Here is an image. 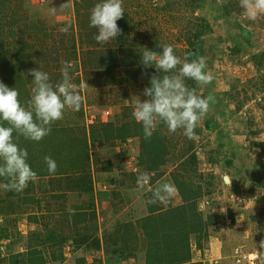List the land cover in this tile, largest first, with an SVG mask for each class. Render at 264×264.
<instances>
[{"label": "rangeland", "instance_id": "374dc122", "mask_svg": "<svg viewBox=\"0 0 264 264\" xmlns=\"http://www.w3.org/2000/svg\"><path fill=\"white\" fill-rule=\"evenodd\" d=\"M91 1L93 6L99 2ZM250 3H254V0H250ZM0 4V81L19 89L21 100L29 98L25 94V85L31 82L30 69L39 67L50 74L58 65L62 70L66 60L74 57V60L67 62L74 71L71 75L72 82L78 86L79 93L83 90L87 106L96 107L86 111L88 118L92 114L96 116V124H119L124 108L134 110L138 96L141 100L146 99L142 95L143 79L138 68H127L138 75L133 81H128L123 68L113 71L97 70L96 75L94 72L83 71L84 63H88V58L92 57H85L84 52L90 48L99 50L95 42L87 44L88 38L82 26L86 27V16L92 9L88 3L84 4V0H0ZM123 7L127 28L115 40L101 44L106 50L116 49L120 60L125 56L123 46L127 52L136 53L148 49L159 53L162 46L166 45H172L183 59L188 47L187 37L193 38L201 22L203 26L205 23L209 26L199 30L202 31L198 40L201 44L199 56L203 57L205 71L213 79L206 85H197L194 81L192 88L202 97L211 95L215 103L210 105L208 113L198 122L191 138L182 129L167 133L168 163L160 169L162 175L159 178L166 175L163 181L172 182L171 173L179 168L180 154L192 144V151L197 156L196 169L213 184L210 195L200 203L203 215L209 212L208 208L211 206L213 213L224 214L230 207L243 208L245 213L236 218V223L231 228L226 221L217 231L210 233L212 241L215 239L221 243L220 257L208 241L203 251H193V262L215 264L218 261L219 264H231V251L235 246L246 252L264 249L259 235L264 230V57L261 61V55L264 54V12L256 19H250L242 0H123ZM12 31L18 41L22 40L16 51L22 57H15L16 53L11 55ZM93 39L92 34L91 40ZM125 39L128 44H124ZM40 50H45L46 58ZM256 55H260V59H256L257 64L261 61L260 68L253 59ZM100 56L94 55L95 60ZM91 74L94 75L93 81L88 80ZM51 78L55 82L52 76ZM242 102L243 106L237 109ZM82 108L75 112L68 109L60 121L68 124L85 119ZM103 111H108L109 116L103 117ZM128 111L127 118H132ZM16 141L27 149L28 162L37 172L38 179L52 175L47 171L45 156L56 160L57 171L84 169L80 167L84 158L82 128L77 130V136L72 139L50 133L39 142L26 140L22 136H16ZM99 150L101 160H110L112 172L99 173L98 167L93 165L95 156H92L93 179L98 182L95 184L97 189L103 183L111 184L114 178L118 183L121 182L130 170L135 169L136 172L140 152L138 140L126 143L125 146L116 144L112 148L104 145ZM141 172L138 169V174ZM225 176L229 180L227 183L222 181ZM164 182L153 185L152 175L148 184L143 187L138 184L135 190H126L124 195L128 197L127 201L141 208L152 198L153 189ZM175 192L167 201H158L159 204H179L180 200ZM4 195V190L0 188V203H6V206H9L7 203L15 204L10 200H3ZM9 208L10 206L0 210V219L3 225L11 227L18 234V227L25 229L20 226L23 221L9 222L12 217L2 214L9 211ZM74 211H79L78 207H74ZM83 216L79 213H64L62 219L72 221L71 226H74L84 222ZM256 216H259V221L254 222L252 217ZM29 232L26 229L25 233L19 234L24 240L23 245L33 239ZM154 248L155 246H151V249ZM202 252H207L212 259H208V262L202 260ZM166 257L163 253L162 259L168 260ZM65 258L67 262L60 264H79L73 255ZM94 258H98L97 264L113 263L111 256L110 262L98 253H95Z\"/></svg>", "mask_w": 264, "mask_h": 264}, {"label": "trees", "instance_id": "16d2710c", "mask_svg": "<svg viewBox=\"0 0 264 264\" xmlns=\"http://www.w3.org/2000/svg\"><path fill=\"white\" fill-rule=\"evenodd\" d=\"M87 3L91 9L94 7L91 0L90 2L84 0V4L87 5ZM86 17H88L85 22L87 24L86 27L82 25L80 26L85 29V35L88 38L87 44L90 45L91 43L95 42V44L98 45L99 50H93L90 48L87 49L86 52H84L85 57L87 55H90L92 57L88 58V63H84L83 71L85 73L94 72L95 74H93L96 75V72L101 70L105 71L106 69L113 71L115 69L123 68V74L126 75L128 81H133L138 78V75L136 73H131L130 69L127 70V68H138L141 79H143V90L144 88L150 86L149 81L151 77L158 75V73L154 67L145 68L139 63L138 58L143 50L136 53L127 52L125 50L126 47L123 46V52L125 53V56H123V58L120 60L117 56L116 49L106 50L101 46L102 43L96 40L97 32L95 28L90 26V14H87ZM117 24L121 29V32H124L127 28L125 13L123 14V17L117 21ZM204 28L207 29L209 28V26L206 23L205 26H203L201 22V24H199V26L195 30L193 38L187 37L186 39L188 47L185 50V54L189 60L192 59L193 52L200 55L201 44L198 40L202 35V31L199 30H203ZM92 34L94 35L93 40H91ZM14 35V31L10 32V36L13 39V43L11 45L12 56L15 55L22 41H18L14 37ZM36 38L39 39V37ZM128 43V40L125 39L124 44ZM72 49L75 51L73 46ZM174 51L177 54V50ZM40 52L46 58L47 55L45 50H40ZM56 52L58 55L59 52L57 50ZM94 55H101V58L95 60L96 57H94ZM0 57H2V51H0ZM15 57H22V55L16 53ZM263 57L264 54L261 55V61ZM27 58L25 59L28 60ZM74 58L67 59L66 63L74 60ZM257 58L260 59V55H256L253 58L256 66L260 68L261 61L257 64ZM40 70H43V68H41ZM60 72L61 69L59 65L54 72H50L55 82L60 79ZM73 72L74 71L71 70V75ZM93 74L88 76L89 81L94 80ZM160 75L164 74L160 73ZM193 82L194 81L192 80H186V84L190 86V88H192ZM25 86L27 88L25 94H28L30 98L31 89L33 87L32 81ZM243 104L244 102L237 106V109H239L240 106H243ZM127 111L128 109L124 108L123 113L120 116L121 119L119 124H114L113 122H104L91 126L90 141L92 143L98 141L102 146L108 145V147L112 148L116 144L120 145L125 143L129 138L138 139L140 152L137 165L141 171H144V173H147L148 175L152 173L155 181L162 175L160 169L168 163L167 158L169 155V150L167 145V133L173 132L168 131L167 126L161 124L154 131L151 138L145 139L141 124L137 122L134 117H132L133 110L128 111L132 118H127ZM64 125L65 124L62 121H56L51 125L50 133H58V135L65 137L68 136L69 138H71L72 130L69 131V128ZM83 142L84 158L80 167H83L84 169L82 170V176L76 178L71 185V190L77 191L78 193H85L87 190L89 191L92 188L91 175L88 172L91 162L88 156L87 145L85 141ZM192 149L193 145L190 144L189 147L180 154V160L178 163L179 168L171 173V181L175 187L180 203L177 205L167 203L166 206H163L160 205L158 201L155 203L147 202L145 216L137 218V220H135L134 222L131 221L124 224V226H122V231L118 230L114 232L115 239L118 243V248L112 251L111 261L113 260L116 262H121L128 259L138 260L141 257V261H143V264H202L201 262L192 261L193 247L195 248V250L203 251L204 247L208 243L211 232L217 231L221 225L226 223V221L229 223L228 227L231 228L236 223V218L245 213L243 208L236 209L233 207L228 208L224 214L213 213L212 206H208L209 212L205 216L203 215L199 206L201 201L207 195H210V189L212 188L213 184L212 182H210V180H206V177H204V175L198 172V170L196 169L197 156L192 151ZM94 163L98 167L96 168L99 170V172L109 173L112 171L110 160L96 159ZM78 169L79 168H75L73 170L75 171ZM129 175L134 179L133 174ZM207 177L211 178L210 176ZM4 192L5 195L3 200H9V198L11 197V195H9L10 191ZM27 201L28 200H25L24 203H27ZM5 204L0 203V210L6 208ZM6 211H4V213ZM253 211L255 212V210ZM252 219L254 222H257L259 221V216H256L254 218L252 217ZM10 230L11 229L9 226L3 224L0 225V243L3 240L9 239ZM259 235L260 237H262L261 242L264 243V230L261 231ZM151 246H155V248L151 249ZM163 253L166 254V258L168 260L162 259ZM169 256L172 257L170 258ZM21 257V254L10 256V258H7V261H9L8 264H19ZM49 257L54 262L59 260L61 261L63 258L62 254L55 255L54 253L50 254ZM44 261V256L41 253H38L35 249H32L31 252H29L25 256L24 264H43Z\"/></svg>", "mask_w": 264, "mask_h": 264}, {"label": "clouds", "instance_id": "9594fccd", "mask_svg": "<svg viewBox=\"0 0 264 264\" xmlns=\"http://www.w3.org/2000/svg\"><path fill=\"white\" fill-rule=\"evenodd\" d=\"M242 4L250 19H256L264 12V0H254V3L242 0ZM124 13L123 0H99L95 4L89 21L96 29L98 42L107 44L120 35L117 21ZM139 63L145 68L154 67L158 73L143 90L146 99L141 100L138 96L133 110V117L141 124L145 139L151 138L161 124L173 133L182 129L191 138L198 122L215 103L211 95L202 97L186 84V80L195 81L197 85L212 81V75L205 71L203 57L193 52L191 60L182 59L172 45H166L159 53L144 49L139 55ZM29 74L33 87L26 101L21 100L19 89L0 81V188L6 191H23L37 179V172L28 162L29 153L17 143L16 136L34 142L43 140L50 134L53 123L63 119L68 109L79 111L83 102L78 86L72 82L70 64L64 65L57 82L39 67L30 69ZM44 161L48 173L55 174L56 160L45 156ZM150 180L147 173L137 177L141 187ZM174 191V185L162 183L153 189L148 202L167 201Z\"/></svg>", "mask_w": 264, "mask_h": 264}, {"label": "crops", "instance_id": "0c3cea01", "mask_svg": "<svg viewBox=\"0 0 264 264\" xmlns=\"http://www.w3.org/2000/svg\"><path fill=\"white\" fill-rule=\"evenodd\" d=\"M80 95L83 97L81 108L83 107L85 119L65 125L69 128V131L72 130L71 135L73 138L77 136V130L80 128L84 130V141L86 139L85 143L87 145L88 156L90 162H92V156L96 157L95 160L100 159L99 148L102 145L98 141L95 143L90 141V128L96 125V116L92 114L88 118L86 111L88 108L95 109L96 107L92 105L87 106L86 96L82 89ZM69 110L72 111L71 109ZM104 112L101 113L103 117H105L103 115ZM134 140L136 141L138 139L129 138L123 144L125 146L126 143ZM92 147H94V150ZM95 160L93 161V165H95ZM93 165L90 163L88 171L92 177L93 189L91 188L85 193H78L77 191L71 190L73 181L79 176H82L81 169L75 171L70 169L56 171L50 177L37 178L35 182L30 183L23 191H10L9 195H11L10 198L12 199L9 198V200L15 204L11 205L7 203L10 206L9 211L3 212L2 214L8 217L11 216L12 219L9 222L12 223L22 220L23 223L20 226L25 229L21 230L18 227V234L11 229L9 231V239L3 240L0 243V264H8L9 261H7V258L16 254L22 255L19 264H24L25 256L32 249H35L44 256L45 261L43 264L67 262L65 257L69 255H73L79 264H97L98 261L96 259L98 258H94L95 253L100 254L102 258L104 257L103 259H107L112 255V251L118 248L114 232L118 230L122 231L124 224L131 221L134 222L137 218L146 215V204L141 208H137V205L127 201L128 197L124 195L126 190H135L138 187L137 177L140 175L138 174V169L140 172L141 170L137 165L135 166L137 173L135 169L134 171L130 170L126 173V177L123 176L121 182L118 183L114 178L112 183L110 182L111 184L104 185L103 183L97 189L95 184L98 182L93 179ZM99 173L109 174L108 172ZM141 173H144V171ZM129 174H133L134 179ZM149 175L152 177L153 174L150 173ZM165 176L155 181L153 178V185L164 182L163 179ZM165 182L168 183L167 180ZM25 200H28L27 203H24ZM9 206H6V208ZM74 207H78L79 211H74ZM199 208L201 209L202 207L199 206ZM64 213L71 215L83 214L84 222L71 226L72 221L67 222L62 219ZM1 224L3 223L0 219ZM26 229L30 231L29 235L33 239L31 242L23 245L24 240H22L23 238L19 234L22 235V233H25ZM209 238V245L214 246V252L220 257L221 243L216 242L215 239L212 241L211 237ZM193 251H195L194 247L192 253ZM52 253L55 255L62 254V260L52 261L49 257ZM201 256H203L202 260H206V262H208V259H212L207 252H204ZM141 260L140 257L138 260L113 261L112 264H143ZM203 264L205 263L203 262Z\"/></svg>", "mask_w": 264, "mask_h": 264}, {"label": "built area", "instance_id": "2783aa9c", "mask_svg": "<svg viewBox=\"0 0 264 264\" xmlns=\"http://www.w3.org/2000/svg\"><path fill=\"white\" fill-rule=\"evenodd\" d=\"M103 115L107 117L109 112L105 111ZM263 250L246 252L242 248L235 246L231 251V264H264ZM215 264H218V261Z\"/></svg>", "mask_w": 264, "mask_h": 264}, {"label": "water", "instance_id": "95a60500", "mask_svg": "<svg viewBox=\"0 0 264 264\" xmlns=\"http://www.w3.org/2000/svg\"><path fill=\"white\" fill-rule=\"evenodd\" d=\"M223 181H224L225 183H227L229 180H228V178L225 176V177H223Z\"/></svg>", "mask_w": 264, "mask_h": 264}]
</instances>
